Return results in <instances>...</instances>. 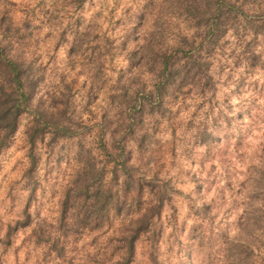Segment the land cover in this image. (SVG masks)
Wrapping results in <instances>:
<instances>
[{
    "label": "clouds",
    "instance_id": "obj_1",
    "mask_svg": "<svg viewBox=\"0 0 264 264\" xmlns=\"http://www.w3.org/2000/svg\"><path fill=\"white\" fill-rule=\"evenodd\" d=\"M0 264H264V0H0Z\"/></svg>",
    "mask_w": 264,
    "mask_h": 264
},
{
    "label": "trees",
    "instance_id": "obj_2",
    "mask_svg": "<svg viewBox=\"0 0 264 264\" xmlns=\"http://www.w3.org/2000/svg\"><path fill=\"white\" fill-rule=\"evenodd\" d=\"M24 99H25V102H27V97H24Z\"/></svg>",
    "mask_w": 264,
    "mask_h": 264
}]
</instances>
